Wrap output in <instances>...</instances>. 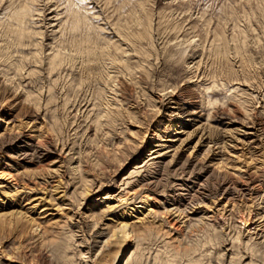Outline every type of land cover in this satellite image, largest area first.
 <instances>
[{
  "label": "rangeland",
  "instance_id": "obj_1",
  "mask_svg": "<svg viewBox=\"0 0 264 264\" xmlns=\"http://www.w3.org/2000/svg\"><path fill=\"white\" fill-rule=\"evenodd\" d=\"M4 101L0 264H264V0H0Z\"/></svg>",
  "mask_w": 264,
  "mask_h": 264
},
{
  "label": "bare ground",
  "instance_id": "obj_2",
  "mask_svg": "<svg viewBox=\"0 0 264 264\" xmlns=\"http://www.w3.org/2000/svg\"><path fill=\"white\" fill-rule=\"evenodd\" d=\"M7 109V103L4 102H0V114H4V112H6ZM8 112V111H7ZM6 112V113H7ZM22 140L20 139L19 135L13 136V137H5V139L3 140V142L0 143V149L2 151H8L9 146H15V148L21 152V156L25 157V154H23L22 151H24V149L22 148V146L20 144H22ZM10 152V151H9ZM51 153V148L47 149V150H42L41 152V159L45 160L46 158H48L49 154ZM7 154V153H6ZM10 154V153H9ZM13 154V153H12ZM17 154V153H16ZM19 154V153H18ZM15 156V154H13ZM13 156V157H14ZM20 156V157H21ZM155 158V156H154ZM15 159V158H14ZM224 190V189H223ZM227 190V189H226ZM217 191V190H216ZM214 192V191H213ZM211 193V192H210ZM232 193V192H231ZM213 194V193H212ZM221 194V193H220ZM217 195V194H216ZM223 196V195H221ZM211 197V196H210ZM212 198H214L216 201L218 200L214 195L212 196ZM215 202V201H214ZM213 202V203H214ZM216 203V202H215ZM214 203V204H215ZM211 206V205H210ZM178 209V208H176ZM177 211V210H176ZM180 211V210H179ZM104 245V244H103ZM103 245L100 248V251L103 250ZM100 253V252H99ZM123 251L121 252L120 256H113V255H105L104 261L102 264H118L121 261V258L123 256ZM133 256V252L128 253V257L126 262H124L123 264H130V257Z\"/></svg>",
  "mask_w": 264,
  "mask_h": 264
}]
</instances>
